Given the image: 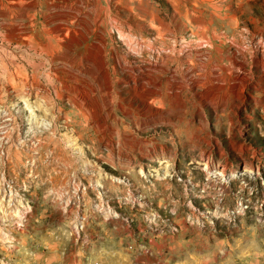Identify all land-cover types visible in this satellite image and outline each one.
<instances>
[{"label": "rangeland", "instance_id": "obj_1", "mask_svg": "<svg viewBox=\"0 0 264 264\" xmlns=\"http://www.w3.org/2000/svg\"><path fill=\"white\" fill-rule=\"evenodd\" d=\"M257 57L264 0H0V264H264Z\"/></svg>", "mask_w": 264, "mask_h": 264}, {"label": "bare ground", "instance_id": "obj_2", "mask_svg": "<svg viewBox=\"0 0 264 264\" xmlns=\"http://www.w3.org/2000/svg\"><path fill=\"white\" fill-rule=\"evenodd\" d=\"M31 6V5H30ZM68 15V14H67ZM59 28H61L60 26H59ZM59 28H57L58 30H59ZM61 30V29H60ZM60 30H59V32H60ZM79 34V33H78ZM77 34V35H78ZM73 36H74V34H73ZM72 36V37H73ZM84 36V35H83ZM67 37V36H66ZM65 37V38H66ZM76 36H74V38H75ZM64 38V39H65ZM73 38V42H77V40H76V38L74 39ZM81 38V37H80ZM68 39H70V38H68ZM78 39V38H77ZM66 43V42H65ZM69 45H71L72 44V42H71V44L70 43H68ZM67 45V44H66ZM68 45V46H69ZM99 45V44H98ZM67 46V47H68ZM71 47H72V45H71ZM95 48H96V46H95ZM100 47H98V49H90V50H88V55L86 56V59L88 60V61H91L92 63H93V67H94V69H92L93 71L91 72V74H93V77L94 78H97V80L99 81V80H102L103 81V86H104V88L108 91V92H110V90H111V88H112V76H111V73L108 71V69L105 67V62H104V53H103V50L100 48ZM69 49H70V47H69ZM73 49V48H72ZM104 49V48H103ZM146 51V50H145ZM67 56V55H66ZM69 56V55H68ZM263 56V55H262ZM70 57V56H69ZM257 59H258V62H259V67H261L262 68V70L264 71V57H261V58H258L257 57ZM70 60V59H69ZM202 60V59H201ZM149 62V61H148ZM146 63V62H145ZM243 63V62H242ZM118 64H120V63H118ZM121 65V64H120ZM146 66V65H145ZM149 67V68H148ZM147 68L151 71V70H156V71H159V72H164L165 70V68L161 65H158V63H149V66H148ZM87 68H89V67H87ZM91 69V68H90ZM144 67H138L137 66V68H130L129 69V71L130 70H135V71H137V72H139V74L141 73V75H137V74H133V72H132V74H128L129 75V79L130 80H132L134 83H137L138 82V80L139 81H142V80H144V78L143 77H141L143 74H145V72H144ZM78 70V69H77ZM81 70V69H80ZM97 70V71H96ZM148 70V71H149ZM238 70V69H237ZM241 70V69H240ZM98 71H99V73H98ZM148 72L146 75H148V76H150L152 73L151 72ZM153 72V71H152ZM130 73V72H129ZM165 73V72H164ZM214 73V72H213ZM248 73V72H247ZM154 74V73H153ZM156 74V73H155ZM159 74V73H158ZM241 75V74H240ZM207 77V76H206ZM236 77H239V76H236ZM241 77H243L242 75H241ZM90 78V77H89ZM232 79V78H231ZM236 79V78H235ZM234 79V80H235ZM238 79V78H237ZM96 80V79H95ZM202 80V79H201ZM162 80H160V82H161ZM240 81H242V80H240ZM143 82V81H142ZM148 82H149V84H150V87H144V88H139V89H137L138 87H136L135 89H134V95L136 96V98L138 97V98H140L141 100H143L145 103H146V105H147V109L148 110H150V111H153V110H155V111H157L158 112V110L159 109H162V108H164V106H165V103H164V101L166 100V98L165 97H168L167 96V92L165 91H163L162 90V88H161V86H160V82H159V76L157 77V76H150L149 78H148ZM244 82V81H243ZM98 83V82H97ZM102 83V82H101ZM144 83V82H143ZM90 84V83H89ZM199 84V83H198ZM238 84H239V80H238ZM87 85V84H86ZM102 85V84H101ZM162 85V84H161ZM176 85V84H175ZM174 85V87H173V90L175 91V96H176V98H178L179 97V90H180V86L179 85H176L175 86ZM230 85V84H229ZM232 85H233V83H232ZM239 85H241V84H239ZM239 85H237V84H235L234 83V85L232 86V87H230V88H232L231 90L233 91V93L235 94V97L237 98V99H243V97H242V94H243V92H244V88L242 87L244 84L242 83V86H239ZM89 86V85H88ZM92 86V85H91ZM197 86V85H196ZM204 86V85H203ZM245 86V85H244ZM221 87V86H220ZM93 88V87H92ZM213 94V93H212ZM230 94V93H229ZM210 95V94H209ZM244 95V94H243ZM86 96H87V94H86ZM226 96V95H225ZM107 97H109L108 95H107ZM226 98V97H225ZM166 102V101H165ZM107 105L106 106H108V108H109V110L110 111H112L110 108V102L108 101V103H106ZM122 108V107H121ZM109 114V113H108ZM157 117H161V116H163V114H157L156 115ZM163 118V117H162Z\"/></svg>", "mask_w": 264, "mask_h": 264}]
</instances>
